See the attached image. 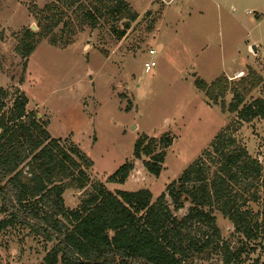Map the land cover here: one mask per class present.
<instances>
[{"label":"rangeland","instance_id":"rangeland-1","mask_svg":"<svg viewBox=\"0 0 264 264\" xmlns=\"http://www.w3.org/2000/svg\"><path fill=\"white\" fill-rule=\"evenodd\" d=\"M125 1L130 11L115 15L107 11L113 0H0L4 111L26 96V111L50 137L91 161L86 187L65 189V208H77L95 182L113 192L148 189L154 201L222 131L264 172V119L237 115L254 100L264 102V0ZM23 44L33 47L26 58ZM151 60L155 66L145 71ZM144 136L165 154L158 177L133 157ZM127 161L133 169L124 183L107 182ZM252 194L258 199L243 208L259 222V182L243 196ZM214 215L223 240L244 249L235 264H264V229L249 241L219 211ZM52 245L26 226L7 228L0 232V264H41ZM206 256L203 264H221L218 253Z\"/></svg>","mask_w":264,"mask_h":264},{"label":"trees","instance_id":"trees-1","mask_svg":"<svg viewBox=\"0 0 264 264\" xmlns=\"http://www.w3.org/2000/svg\"><path fill=\"white\" fill-rule=\"evenodd\" d=\"M107 11L117 15L130 9L125 0H113ZM135 17L131 12V19ZM124 32L118 31L119 37ZM32 51L29 44L20 49L25 58ZM6 96L0 86V232L26 226L52 242L41 264H203L206 255L215 252L221 264H235L244 249H234L223 240L215 211L249 241L264 229L262 167L223 131L154 201L148 189L113 192L95 182L77 208H65V189L86 187L91 161L77 148L68 151L51 138L36 115L26 111V96L15 98L5 112ZM237 115L245 122L264 119V102L254 100ZM146 140V136L137 139L133 157L158 177L165 154L154 152L153 139ZM132 169L133 162L127 161L106 181L124 183ZM257 182L263 189L259 222L243 208L249 199H258L255 194L243 196ZM235 186L241 191L237 193ZM185 208L184 215H176Z\"/></svg>","mask_w":264,"mask_h":264},{"label":"built area","instance_id":"built-area-1","mask_svg":"<svg viewBox=\"0 0 264 264\" xmlns=\"http://www.w3.org/2000/svg\"><path fill=\"white\" fill-rule=\"evenodd\" d=\"M148 53L150 54V55H154L155 54V50H153V49H150L149 51H148ZM155 66V61H153V60H151V61H145L144 62V69H145V71H148V70H150L152 67H154Z\"/></svg>","mask_w":264,"mask_h":264},{"label":"crops","instance_id":"crops-1","mask_svg":"<svg viewBox=\"0 0 264 264\" xmlns=\"http://www.w3.org/2000/svg\"><path fill=\"white\" fill-rule=\"evenodd\" d=\"M260 20L262 21V19L260 18ZM239 73V72H238ZM242 77V76H241Z\"/></svg>","mask_w":264,"mask_h":264}]
</instances>
